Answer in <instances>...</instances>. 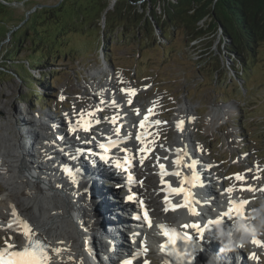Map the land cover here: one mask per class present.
Instances as JSON below:
<instances>
[{
  "label": "rangeland",
  "instance_id": "1",
  "mask_svg": "<svg viewBox=\"0 0 264 264\" xmlns=\"http://www.w3.org/2000/svg\"><path fill=\"white\" fill-rule=\"evenodd\" d=\"M19 1L13 7H7L6 2L2 5L7 8L0 6V60L12 58L10 63L0 62V152L11 150L17 154L18 148L14 149L10 141L16 143L21 137V123H26L28 130L37 129L33 124L37 113L58 120L56 108L95 102L92 90L103 85L97 80L100 82L103 73L118 70L116 79L122 75L132 84L147 79L148 87L156 90L155 95H161L165 113L172 117L167 130L173 139L178 134V129L171 126L174 118L190 107L193 108V117L189 118L193 141L202 143L207 153L212 152L222 160L232 155L238 159L243 153L245 163L249 156H256L264 166V43L250 65L243 67L246 72H242L231 58L223 57L220 34L190 42L188 29L178 24L170 27L167 21L159 23L162 29L158 35L149 24L146 30L138 32L131 25L122 30L124 20L116 12L123 5L112 0L107 3L108 9L116 7L117 11L116 15H109L107 23L106 11L101 14V7L92 9L84 0L74 4L65 0L61 9L57 4L64 0ZM147 1L141 0L138 5L145 7ZM162 2L157 0L159 11ZM44 6L54 8L56 16L43 12ZM38 8L40 11L35 13ZM121 13L127 19L126 13ZM25 16L22 27L14 28ZM26 34L29 44L17 50L18 38ZM40 65L46 68V76L34 68ZM29 76L32 80L47 77V82L35 89L45 97L41 103L33 102L34 88L29 84ZM181 116L186 118V114ZM42 127L38 130L44 133ZM20 142L29 149L28 144ZM42 164L40 158H34V168ZM4 183L0 175V194L5 197ZM107 202L110 204L109 199ZM2 204L0 212L6 213ZM82 210L86 244L92 248L98 237L89 232V224L85 222L88 214L84 206ZM5 237L6 241L12 239ZM261 242L264 245V238ZM260 248L264 254V246Z\"/></svg>",
  "mask_w": 264,
  "mask_h": 264
},
{
  "label": "bare ground",
  "instance_id": "2",
  "mask_svg": "<svg viewBox=\"0 0 264 264\" xmlns=\"http://www.w3.org/2000/svg\"><path fill=\"white\" fill-rule=\"evenodd\" d=\"M96 80L97 76L93 73V81L96 82ZM108 82L107 80L101 88L110 86ZM192 109L193 108L189 107L186 113H181L180 116L177 113L178 119L174 118L173 125L175 127L179 121H184L182 130H178L179 133L175 140L176 149H181L182 151H185V146H188L190 151V148L195 147L194 145L196 144V142L193 141V135L189 128L190 121L188 120V118L193 117ZM183 114H186V118L181 116ZM55 121L60 122L56 119ZM43 123L49 127L47 122ZM25 124H19L22 129L19 140L16 143L10 141L14 149L18 148L17 154H13L11 150L0 152V175L2 179H5L4 184L6 187V190L3 192L5 198L4 201L2 200V203L4 202V207L6 206V209H8V213L5 214L8 216L7 219L11 216L14 209L20 219L30 223L28 225L31 227L33 234L47 239L52 244V248L63 249L58 256L54 253L51 254L50 264H103V259L107 260L105 257H107L109 254L108 251H110L109 244L105 243L103 238H97L93 247L88 248L85 240V228L82 225L84 224L83 220H85L82 210L83 206L81 204L83 199L79 197L83 188L80 182L82 177L79 175V184L74 185L70 182L69 177L56 166V161L58 159H63V150L59 149H56L50 154L47 152L44 153V158H40V162H43L42 166L34 168V154L31 155L30 153L32 152H27V147L22 146L20 142L23 141V143H25L24 135L31 136V139H35V136L26 129L27 126ZM149 129L150 127L146 130L148 131ZM38 136V139L42 142V144H39V147L45 145L46 138L42 135ZM187 140L188 144H185ZM76 142L78 143L79 141ZM84 144L93 145L86 142ZM176 149L173 148V150ZM183 157L188 156L184 154ZM175 158L181 157L178 156ZM198 163L199 158L193 156L194 167H196ZM77 165L79 166V164ZM68 167L76 170L72 162L68 164ZM87 172L93 176V172ZM175 180H178V178H175ZM185 180L186 184L190 185V180L187 178H185ZM181 185H184V183ZM97 190L98 196L101 199V206L104 205L103 210L105 211V219L110 221L112 216H114V212L113 206L107 202L105 185L98 187ZM174 195L178 194H166L165 197L161 199H164V201L166 198L171 200ZM110 200L109 198V202ZM149 206L156 208L161 217H169L171 219L179 218L177 208L169 212L165 211L164 208H161L159 199H155L152 205ZM84 207L89 217L87 205ZM215 226L216 224L214 227ZM0 230L5 236H10L12 238L11 240H7L8 244H14L20 247L26 241L22 231H16L15 227H9V224H0ZM101 231L105 234L104 236L110 235L114 231V224H101ZM148 236L153 239V241H158L161 234L155 231V228H150L148 229ZM217 239L220 240V238ZM113 241H116L114 237ZM5 246L6 245L1 244V247ZM137 248L138 253L132 258L136 263L133 264H139L140 248L139 246H137ZM232 250L233 249L230 250L228 248L225 249L223 258L227 259L229 263L226 261L224 264H233L232 259H238L237 254H234ZM155 254L161 258L158 252ZM209 256H213L215 260L217 259V256L211 253ZM143 262L144 260L141 261V263ZM208 262H210L209 259ZM161 264L164 263L161 262Z\"/></svg>",
  "mask_w": 264,
  "mask_h": 264
},
{
  "label": "trees",
  "instance_id": "3",
  "mask_svg": "<svg viewBox=\"0 0 264 264\" xmlns=\"http://www.w3.org/2000/svg\"><path fill=\"white\" fill-rule=\"evenodd\" d=\"M25 1V0H23ZM73 4L82 0H69ZM92 9L102 8L101 14L106 11L105 19L108 22L110 14H114L116 7L108 9L109 0H84ZM141 0H115L119 3L121 9L116 12L120 20H124L120 29H128L134 26L136 31L146 30L148 24L154 27V34L158 35L162 26L159 23H171L170 27L178 24L182 28L188 29L190 42H199L203 39H210L212 36H219L223 57L231 58L234 66H240L242 72L244 66H249L250 62L256 57L258 49L264 43V0H163L161 11L157 10V0H148L145 7L139 6ZM143 1V0H142ZM7 3L3 6L2 3ZM14 3H20L19 0H0V6L13 7ZM65 0L57 4L58 9H61L65 4ZM150 3H153L150 5ZM60 4V5H59ZM107 4V5H106ZM121 4V5H120ZM59 5V6H58ZM135 5V7H134ZM6 7V8H7ZM54 8L44 6L41 10L48 12V16L55 15ZM40 11L39 8L35 11ZM120 11L126 13L127 19L120 15ZM116 15V14H114ZM56 16V15H55ZM20 20L14 28H21L23 22ZM118 21V20H117ZM105 23V27L107 26ZM114 24V22H113ZM109 25L110 27L113 26ZM158 25V26H157ZM234 28L236 30H234ZM106 29V28H104ZM115 26L113 28V31ZM35 32L36 29L32 28ZM158 33V34H156ZM162 33V32H160ZM27 34L24 37L18 38L17 50L29 44L26 40ZM229 55V57L227 56ZM14 57V56H10ZM12 58H2L0 62L10 63ZM35 63V59H34ZM35 66L37 71L44 76L46 68ZM5 67V66H4ZM27 72V70H25ZM239 73V72H237ZM43 76V77H44ZM29 84L34 88L33 98L38 95L39 102L44 100V96L39 90H35L38 86H43V82H47V77L44 79L32 80L29 76ZM243 80V79H241ZM35 102V101H34Z\"/></svg>",
  "mask_w": 264,
  "mask_h": 264
},
{
  "label": "snow or ice",
  "instance_id": "4",
  "mask_svg": "<svg viewBox=\"0 0 264 264\" xmlns=\"http://www.w3.org/2000/svg\"><path fill=\"white\" fill-rule=\"evenodd\" d=\"M122 92H124L126 95H128L129 97H133L136 94V90L135 89H122ZM61 99H63V97H61ZM132 100L129 99L128 100V104L131 105ZM139 110H137L138 112ZM154 114L153 109H149L148 110V114H146L143 118V120L140 121L139 123V127L141 129V132L137 134L136 139L137 141L141 144V147L139 149V153H140V163L141 165L143 164L144 160L147 158L148 154L150 153L151 149V144L155 143V140H151L149 142V133L146 130L147 128L153 126L150 122V115ZM89 115H92L91 113ZM113 124L117 123V118L113 117L112 121ZM161 123V121L157 120L155 121V125H159ZM184 124V121L181 120L177 123L176 127L178 130H182V126ZM77 129H80L82 131H89L90 130V121L88 120H84L83 117L81 118V120L79 122H77L76 124H70L69 127V131L70 132H75L77 131ZM115 133L117 136H119V132H120V128L116 127L114 129ZM130 138V137H129ZM94 139V138H93ZM111 140L112 138H106ZM121 142H127L126 140L123 141H117L115 143H113L111 145V147H117L119 143ZM99 148L101 149H105V155L100 156V159L103 160L105 163H107L111 157H109L107 155V151H109L110 149L108 148V146H106L104 143H101L98 145ZM123 151L127 152V149H123ZM177 153H180L181 150L177 149L176 150ZM82 151L80 149H77V155L72 156V159H79V155H82ZM71 155V154H69ZM135 157H125L123 159L122 162L117 161L115 163V166L120 168L121 170L125 171L126 173H128V180L130 183L134 182V177L131 175L130 173V167H131V161L132 159H134ZM157 160H159V157L157 158ZM173 163L176 166H180L182 163V157L181 158H177L173 161ZM159 169H160V176H161V183L164 184V176L166 175H175L177 177H179L181 174L179 171H175V172H168L166 171V166L164 164H159ZM194 164L193 165H189V167H193L194 168ZM62 171L69 177L70 182L74 185H78L79 184V175H80V171L79 169H72L68 166H65ZM237 180H242L243 177L237 175L236 176ZM192 180L195 181L196 180V174L193 173L192 176ZM186 180H181L180 183L183 184L185 183ZM168 188V192L170 194H179V193H186V190L183 187H171V186H167ZM248 191H253V189L249 188L247 189ZM233 191L232 188H228L227 192L231 193ZM261 191H264V189H261ZM129 200H135L136 197L134 195H130L128 197ZM165 203V211L168 210H175L176 209V205L172 204L171 201L169 199H165L164 201ZM185 205H187L189 203V199H188V194H185V201H184ZM248 203L247 200L241 201L239 204H236L233 202V208H230L228 210V212L224 213V216H226L228 218V220H231L233 217L231 215V213L233 212V210L235 211L237 216L243 215V210L245 205ZM139 205L142 209L143 215L142 216H138L136 217L137 219H141L142 222L146 223L147 226L151 227V220L150 217L148 215V212L145 210L144 208V204L143 201H139ZM193 214H198L193 212ZM14 219L9 221V227H15L16 231H22L25 239H26V243L20 247L17 248L14 244H7L4 248L0 249V264H50L51 261V257L49 255V250H50V245L47 244L46 242H42L40 239L36 238L33 234V231L31 229V227L24 222L22 219H20L18 217V215L15 213V210L13 209V213H12ZM209 223L211 224H220L221 221L220 220H214V221H209ZM162 230H163V234L165 236H167L169 238V241L171 243H175V240L177 238L181 237V234L179 232H177L176 230H167L165 229L164 225H160L159 226ZM184 227H191L193 229H196L198 234L201 236V238L203 237L204 234V229H201L199 225L197 224H192V225H185ZM134 235H138V234H134ZM182 238L185 241H190L191 240V236H189L187 233H184ZM251 243H253L254 245L257 246H264L262 245V242L257 239L256 237H254L251 240ZM162 250L164 246H161ZM63 251V249L60 248H51V252L54 253L55 255H60V253ZM147 249L144 247L143 243H141V248L139 249V253L140 255H144L146 254ZM185 256H190L191 253H185ZM251 259H257V257H255V255L250 257ZM144 264H148L147 261L144 262Z\"/></svg>",
  "mask_w": 264,
  "mask_h": 264
},
{
  "label": "clouds",
  "instance_id": "5",
  "mask_svg": "<svg viewBox=\"0 0 264 264\" xmlns=\"http://www.w3.org/2000/svg\"><path fill=\"white\" fill-rule=\"evenodd\" d=\"M247 221H237L231 239L225 238L224 247L228 249L246 247L254 237L264 235V202L251 209ZM219 227V226H218Z\"/></svg>",
  "mask_w": 264,
  "mask_h": 264
},
{
  "label": "water",
  "instance_id": "6",
  "mask_svg": "<svg viewBox=\"0 0 264 264\" xmlns=\"http://www.w3.org/2000/svg\"><path fill=\"white\" fill-rule=\"evenodd\" d=\"M112 1H114L115 2V0H112ZM158 32V31H157Z\"/></svg>",
  "mask_w": 264,
  "mask_h": 264
}]
</instances>
